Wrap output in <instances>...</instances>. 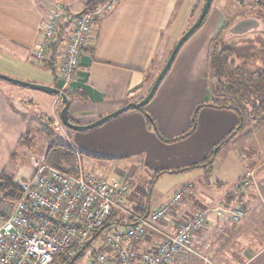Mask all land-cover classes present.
<instances>
[{"label":"crops","instance_id":"obj_1","mask_svg":"<svg viewBox=\"0 0 264 264\" xmlns=\"http://www.w3.org/2000/svg\"><path fill=\"white\" fill-rule=\"evenodd\" d=\"M78 1L79 8L73 0H0V74L62 89L69 100V121L87 125L127 103L138 102L147 94L176 41L196 19L204 0H117L111 11L94 18L93 38L83 48L77 73L61 88L59 44H52L40 63H34L31 56L47 12L59 6L67 13L76 14L83 9L81 0ZM231 1L237 11L233 16L227 14L220 3L211 1L203 22L181 45L153 96L143 106L144 112L154 119L162 139L136 109L126 110L88 130L66 131L68 147L80 159L85 156L92 169H103L95 165L96 159L112 164L105 173L94 172L96 175L121 179L134 187L131 178L141 166L153 175L174 174L177 188L173 194L183 184H192L191 191L156 224L170 233L187 214L199 208L220 203L232 206L237 201L228 200L236 190L225 194L215 190L212 195L207 180L213 176L217 185L221 183L215 172L226 159L223 146H239V143L231 144L232 140L264 120V115L252 119L245 112L244 125L239 126L235 111L207 105L215 95L209 68L212 39L222 37L220 48L233 39L244 40L236 44L234 50L230 49L239 55L234 53L236 71L246 80L263 73L259 69L264 66V55L247 60L240 50L264 51V43L260 42L259 46L255 42L256 36L264 42V11L250 9L251 12L243 13L238 11L239 0ZM176 19L181 20L178 24L183 23L178 30L174 29ZM68 28L66 20L58 40L65 39ZM62 106L60 97L55 94L0 78V172L13 159L16 146L25 139L27 125H47V121L49 125H62L59 118ZM195 109V127L178 138L191 127ZM224 139L220 146L223 148L214 153L209 171L201 163ZM234 152L239 161L245 160L244 153ZM124 160L129 164L123 167L116 164ZM263 164L264 159L256 166L252 163L254 166L246 169V173L253 172L254 176V171ZM239 172L233 178L238 177ZM261 181L254 180L240 193L246 206L239 220H232L228 214L212 215L208 223L193 234L191 243L206 245L207 240L213 238L216 245L218 240L216 236L211 237V233L222 232V237L229 233L228 264H264V180ZM165 202L153 209L137 206L132 211L145 217ZM160 240V235L145 230L136 249L149 250ZM195 254L180 253L171 264H203L197 261Z\"/></svg>","mask_w":264,"mask_h":264},{"label":"built area","instance_id":"obj_2","mask_svg":"<svg viewBox=\"0 0 264 264\" xmlns=\"http://www.w3.org/2000/svg\"><path fill=\"white\" fill-rule=\"evenodd\" d=\"M116 1L106 0L93 10L76 14L67 13L59 6L52 7L41 22L40 38L31 60L42 62L48 49L57 42L62 49L59 76L64 88L74 79L83 48L93 38L94 18L111 11ZM250 1L252 6L264 5V0ZM66 20L68 32L60 41L58 34ZM75 154L78 164L74 173L33 161L34 172L19 184V196L0 222V264H55L58 258L57 264H62L74 259L104 229L107 230L93 256L94 264H171L180 253H196L190 243L192 236L208 223L210 216L228 214L237 221L244 214L242 200L232 206L220 203L187 214L172 233L162 230L156 224L193 188L186 183L147 216L124 209L131 221L106 227L104 222L118 206L117 199L135 195L137 187L84 171L79 155ZM246 175L251 177L252 172ZM248 184V180H243L241 185ZM145 230L157 233L161 240L151 249L139 252L136 243Z\"/></svg>","mask_w":264,"mask_h":264},{"label":"rangeland","instance_id":"obj_3","mask_svg":"<svg viewBox=\"0 0 264 264\" xmlns=\"http://www.w3.org/2000/svg\"><path fill=\"white\" fill-rule=\"evenodd\" d=\"M204 1L201 3V7L199 8L200 10L198 9L199 13L204 4ZM215 2L220 3V5L225 9L226 13L231 16H233V14L237 12L235 9V5L231 0H213V3ZM238 2H239V6L241 3V8L238 9V11L241 10V12L243 13L251 12L250 9L252 11H256V9H259V7L257 6H252L250 0H239ZM73 3L79 8L80 2L78 0H73ZM198 15H196V18L198 17ZM179 21L181 20L176 19L174 22L175 30H178L181 27V25H183V23L178 24ZM256 37L257 38L255 39L256 40L255 42H257L256 43L257 45L260 46V42L264 43L263 40L260 38V36H256ZM241 42H244V40L233 39L231 40V42H228L223 49H226L228 50V52H231L230 49L234 50L235 45ZM240 51L241 54L246 55L244 56V59L247 60H251L252 58L254 59V57L256 58L263 57L264 55V51L256 50V49L254 50V48H249L247 50H240ZM234 53L236 54V56H239L236 51H234ZM234 53H232V56L236 57ZM259 71L260 72L263 71L262 74H264V66H262V68L259 69ZM254 100H255L254 98L249 99L250 102ZM249 101L248 103L244 101L240 103L241 104L240 108L244 111V113L246 112L247 116H249V114L251 113V107H252V104ZM258 115L262 116V114L260 113ZM259 123L260 124L258 125L251 126V128H249V130H247L245 134H243L242 136L239 135L234 140H232L231 144L234 145L236 143H239L238 144L239 146H234V147L223 146L225 147L224 152L227 153L226 159L224 162H221L219 166H217V170L215 172L217 179L219 178L221 183L217 185V183H215L216 181L213 178V176H210V178H208L207 180L209 186L208 191L211 190L210 192H212L211 193L212 195L214 194L213 191L215 192V190L216 191L219 190L222 194L236 190L237 194L238 193L240 194L243 192L245 188L243 187L244 185H241L243 180L245 181L248 180L250 184L251 183L253 184L254 180H258L259 182H262L261 180H264V164L261 167H258L254 171L255 172L254 176L252 174L251 177L248 176L247 178L246 175L247 174L246 169H249L254 166L252 165V163H255L256 166L260 164V162L264 159V120L263 121L260 120ZM66 131L70 133L69 128L63 125H49L48 121H47V125H27V131L24 134L25 139L21 140L20 145L16 146L15 151L13 152L14 157L7 163L4 172L9 176V178L12 180L13 183L20 184L23 180L28 179L34 172L33 161L36 160V161L45 162L47 154H50V159L60 158L61 155L60 153L69 150L67 148L69 145V140L67 139ZM60 147H62V149ZM223 147H219V148H223ZM70 150L74 154L73 166L77 167L78 163L76 161L77 159L75 156L76 154L71 148ZM234 150H239L240 152L244 153L246 155L245 160L239 161ZM80 160H81L80 161L81 168L84 171L92 172V173L94 172L105 173L106 168L108 169L112 165L111 163H108L106 161L96 159L94 160L95 165L101 166L103 169L99 170L97 169L98 167L92 169L91 165L88 164L87 158L85 156L81 157ZM65 162L61 163L63 164L64 167H66ZM116 164L123 167L129 164V162L126 160L117 161ZM236 172L237 173L239 172L240 175L238 177L233 178ZM175 175H179V174H175ZM175 179L176 178H174V174L162 173L161 175H156V174L153 175V172L151 173L147 172L145 169H142L141 166H138L135 175L131 178V182L134 188L136 187L138 188L135 189V195L133 194L131 196L128 195L126 196V198L122 200L117 199L118 206L115 208L117 217L118 218L122 217L123 220H126L127 215L124 213V209L132 211L137 206H143L145 207L146 210H148V206L149 208L153 209L158 204L165 202L166 200H168V198H171L173 192L177 188L174 186V183L176 181ZM193 182L196 183L198 181H193ZM150 185L152 186L151 192L149 189ZM241 187L243 188L242 190H240ZM147 189H148V193H147ZM239 198L236 197L235 199L241 200ZM10 205L11 204H8L4 201L3 192L0 190V222L2 218L7 215L8 208L10 207ZM106 230L107 229L100 231L99 235L93 238L89 242V245L86 248H84L83 253L74 260L73 264H94L93 254H95L98 247L102 245L103 243L102 237L104 236V232ZM225 235L226 234H224V236ZM214 236H216L215 238H217L218 240L216 245L212 240L213 238L207 240L206 245L202 244L200 246H197V244L195 245L193 244V242L192 243L190 242L191 245L196 249V254H195L196 259L197 261H199V263L201 262L203 264H228L227 261L229 256V247H230L229 233L225 237H222V232L217 233L215 235L214 233H211V237Z\"/></svg>","mask_w":264,"mask_h":264},{"label":"trees","instance_id":"obj_4","mask_svg":"<svg viewBox=\"0 0 264 264\" xmlns=\"http://www.w3.org/2000/svg\"><path fill=\"white\" fill-rule=\"evenodd\" d=\"M106 0H81L83 9L82 10H93L98 5L104 3ZM260 10L264 11V5L260 4ZM210 53H209V68L211 74V80H214L215 95L211 100L210 106H216L219 108H227L235 111L239 117V126L244 125L245 113L240 108L243 101L247 102L250 98H254V101H249L252 104L251 113L249 116L253 119L260 118L259 113L264 115V74L246 80L240 77L235 68V59L232 56L231 52L228 50L220 48L223 45L222 37H216L211 40ZM232 56V57H231ZM224 81H223V80ZM203 106V105H200ZM198 109V107H197ZM147 122L148 127L159 137L161 138L158 128L155 124L154 119L147 113L144 112L143 107L138 109ZM258 113V114H257ZM197 110L195 109L192 114L191 127L187 132L178 138L187 135L196 125ZM228 138V137H227ZM226 138V139H227ZM162 139V138H161ZM224 139L219 143L210 154H208L205 160L201 163L203 166H207L210 171V163L212 162L215 151L224 143ZM62 149V147H60ZM69 150L66 152L60 153V158L50 159V154H47L45 162L55 166L57 168L64 169L68 172H75V167L73 166L74 154L70 150V147H67ZM66 161V162H65ZM65 162L66 167L61 164ZM68 162V163H67ZM0 190L3 192L4 201L8 204H11L19 196V184L13 183L9 176L4 172H0ZM242 194H237L235 191L231 196H228V200L235 199L236 197H241ZM240 199V198H239ZM238 200V199H237ZM132 217H127V220H131ZM122 217H117L115 210L106 218L104 226H110L113 224H124L126 223ZM89 245L86 244L85 248ZM84 251V249H83ZM83 251H81L74 259L69 261H62V264H73L74 260L79 257ZM94 255V254H93ZM59 261L55 259V264Z\"/></svg>","mask_w":264,"mask_h":264},{"label":"water","instance_id":"obj_5","mask_svg":"<svg viewBox=\"0 0 264 264\" xmlns=\"http://www.w3.org/2000/svg\"><path fill=\"white\" fill-rule=\"evenodd\" d=\"M212 0H205L204 4L201 8V11L198 15V17L196 18V20L188 27V29L180 36V38L176 41L175 45L173 46L170 54L168 55L165 63L163 64V66L161 67L160 71L158 72V74L156 75L149 91L147 92V94L138 102H131V103H127L126 105L98 118L97 120L87 124V125H78V124H74L72 122L69 121L68 119V107H69V100L66 96L65 93H63L60 89L55 88V87H51V86H46V85H39V84H34V83H29V82H25V81H21V80H17V79H13L7 76H4L2 74H0V78L4 79L6 81L12 82V83H16L19 85H23V86H27V87H33V88H37L40 90H43L45 92L51 93V94H55L56 96L60 97L61 103H62V108L60 110V114H59V118L60 121L62 123L63 126L75 130V131H81V130H88L91 128H94L96 126H98L99 124L103 123L104 121L119 115L120 113L129 110V109H140L142 108L153 96L155 90L157 89V86L159 85L160 81L162 80L163 76L165 75V73L167 72V70L169 69L175 55L177 54L179 48L181 47V45L187 40V38L201 25V23L203 22L208 9L210 7Z\"/></svg>","mask_w":264,"mask_h":264}]
</instances>
